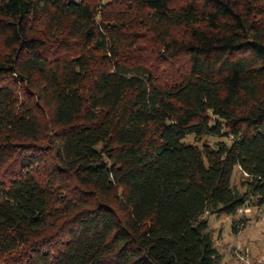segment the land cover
<instances>
[{
    "label": "trees",
    "instance_id": "obj_1",
    "mask_svg": "<svg viewBox=\"0 0 264 264\" xmlns=\"http://www.w3.org/2000/svg\"><path fill=\"white\" fill-rule=\"evenodd\" d=\"M250 204L264 0H0V264H218Z\"/></svg>",
    "mask_w": 264,
    "mask_h": 264
},
{
    "label": "rangeland",
    "instance_id": "obj_2",
    "mask_svg": "<svg viewBox=\"0 0 264 264\" xmlns=\"http://www.w3.org/2000/svg\"><path fill=\"white\" fill-rule=\"evenodd\" d=\"M98 1L106 4L107 0ZM141 45V48L151 46L144 43ZM150 51L152 57L157 52L153 49ZM186 141L192 142V138L188 137ZM202 142L212 145L215 138H203ZM243 179L242 172L234 168L231 182L240 191ZM204 218L208 222L214 246L221 256L218 264H264V205L250 204L233 218L208 214ZM237 221L243 224L234 232L231 226L236 225Z\"/></svg>",
    "mask_w": 264,
    "mask_h": 264
}]
</instances>
